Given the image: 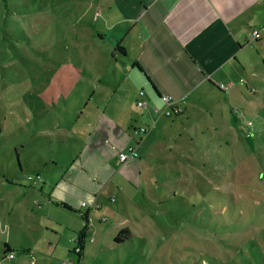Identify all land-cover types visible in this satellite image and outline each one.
I'll list each match as a JSON object with an SVG mask.
<instances>
[{
	"label": "rangeland",
	"instance_id": "obj_1",
	"mask_svg": "<svg viewBox=\"0 0 264 264\" xmlns=\"http://www.w3.org/2000/svg\"><path fill=\"white\" fill-rule=\"evenodd\" d=\"M47 1V6L56 2L61 8L73 3L77 13L71 11L72 23L68 14L62 15L54 29L45 27L42 44L36 38L35 49L47 51V58L24 48L29 64L21 61L19 67L8 68L4 83L0 77V259L3 241L8 240L17 264H264V258L254 256L251 249L256 241L264 249V183L260 181L264 178V36L242 55L244 68L232 89L210 86L203 100L188 101L184 115H163L157 121L143 184L127 183L123 192L109 186L101 196L104 209L94 211L93 217L88 214L89 232L77 254L78 243L69 239H77L83 229L85 210L66 213L72 221L66 230L35 202L48 200L54 187L42 191L44 182L64 173L52 170V157L69 161L78 152L83 138L79 134L72 142L70 125L77 117L81 118L78 129L88 124L84 100L94 80L98 83L95 76L111 80L126 61L117 62L120 34L109 21L111 2ZM43 2L23 6L41 10ZM11 41L18 44L22 39ZM79 68L88 69L90 75ZM15 71L21 78L13 76ZM77 78L84 83L76 84L72 92ZM47 79L62 82L66 90L60 86L54 90ZM94 109L90 103L88 110ZM73 170L66 180L73 178ZM63 186L78 191L61 187L53 192L73 194L87 205L90 196L96 203L95 193L70 182ZM109 193L117 200L106 199ZM125 227L136 237L115 242L114 235ZM18 239L22 246H15Z\"/></svg>",
	"mask_w": 264,
	"mask_h": 264
},
{
	"label": "crops",
	"instance_id": "obj_2",
	"mask_svg": "<svg viewBox=\"0 0 264 264\" xmlns=\"http://www.w3.org/2000/svg\"><path fill=\"white\" fill-rule=\"evenodd\" d=\"M107 4L112 17L109 21L119 28L116 49L121 60L117 62L126 63L111 80L95 76L98 83L93 79L91 89H96V94L87 96V100L82 97L89 122L84 128L70 127L72 142L77 141L79 134L83 138L78 152L69 161L52 157V170L64 173L48 178L41 189L53 186L54 191L62 187L75 194L78 190L63 186L70 182L79 190L95 193L96 203L89 196L91 205L83 206L84 200L81 204L79 197L65 196L61 190L57 194L47 193L48 200L35 202L39 210H48L50 217L64 224L66 230L69 229L65 226L72 222L67 214L85 210L82 215L93 217L94 211L104 209L101 196L109 186L116 185L118 192H123L127 183L137 187L143 184L144 162L151 157V131L155 127L152 125L163 117L155 107L162 111L167 107L163 96L173 98L182 108L180 114L174 115L181 116L188 110V101L203 100L211 92L210 86L229 91L244 68L242 55L264 36V0H107ZM255 30L262 32L259 41L254 39ZM63 89L66 90L64 86ZM139 101L148 103V108L140 107ZM90 103L94 105L93 112L88 110ZM144 126L151 127L150 134L137 132ZM157 139L161 141L159 134ZM64 145L67 144H61ZM131 149L130 159L121 162L120 155L131 154ZM72 169L73 178L68 181L66 177ZM94 183L103 187L97 190L92 186ZM111 197L117 200L114 193H109L106 199ZM121 200H125L123 196ZM74 221L80 222L78 218ZM129 229L132 237H136ZM14 244L22 246V239ZM3 245L14 251L8 240Z\"/></svg>",
	"mask_w": 264,
	"mask_h": 264
},
{
	"label": "trees",
	"instance_id": "obj_3",
	"mask_svg": "<svg viewBox=\"0 0 264 264\" xmlns=\"http://www.w3.org/2000/svg\"><path fill=\"white\" fill-rule=\"evenodd\" d=\"M24 2H27V3L31 2L34 4V6L37 4V0H0V34H1L0 35V77H1L2 83H4L3 79L6 78L5 72L8 68L19 67V63H21V61L24 62L25 64H29L27 62V59L24 56V48H27V50H30V51L34 50V52L36 50L39 56H43V57L47 56V51L45 52L38 51L34 47V44H36V42L34 41L35 40L37 41L36 38H40L39 43L42 44L41 38L44 37L42 33L45 34V27L52 26V28L54 29V25L55 24L57 25L58 21L62 19V15L67 17V14L70 17L68 18L69 21L72 23V20H71L72 12L71 11H74L75 13H77L76 6L70 2L65 4V6L61 8V7H56V2L53 3L51 7L47 6L46 4L48 3V1L44 0L43 4L40 6L41 10L39 9L32 10V7L30 6H27V5L23 6ZM61 2L65 3L66 1H61ZM60 8L62 9V11L59 10ZM52 14L60 15L61 18H53ZM41 23L43 24L42 26H41ZM71 33L74 39H78L76 38L75 33L73 32ZM58 34H55L54 38L57 39V37L59 36ZM14 36L18 37L19 39H22V41H19L18 44H15L14 42L11 41L12 38H15ZM58 40H59V37L57 39V42ZM257 41H259V39ZM22 44L23 46H21ZM7 46L9 47V49H7ZM15 49H16V52L13 51ZM80 71L81 73L88 75L86 69L82 68L80 69ZM70 75L73 76L74 74L72 73ZM13 76H19V78H21V76L18 75L16 71L13 72ZM47 81H50V80L47 79ZM76 84L78 85L81 84V81L78 78L77 80L72 81L73 87ZM51 86L53 87V89L59 86L63 88L62 82L58 81L57 83L56 80H54V84L51 82ZM13 88L18 89V87L15 85L13 86ZM74 90H75V87L71 89L72 92ZM94 94H96V89L92 88L89 97L90 98L93 97ZM79 119L80 118L77 117L75 123L70 125V127L73 130H75V125L77 121H79ZM0 129L2 131L1 127ZM149 130L150 128L148 129V132ZM73 148L74 147H71V149ZM19 166L21 169L22 168L21 164H19ZM260 181L264 183V178L260 177ZM263 193H264V189H263ZM88 217H89L88 214H83L84 227L81 231L78 232V238H79L78 245L80 248V252L83 251L84 243L86 241V235L89 232L88 228H89L90 223H89ZM132 239H133L132 232L129 228L122 229L121 231H119V233L114 238L115 242L117 243H125L126 241H131ZM259 244L260 242L258 241L257 243L256 241L255 243L251 245L252 254L256 257H261L263 259L264 249L262 250ZM11 251L12 250L10 246L6 245L3 250V258L8 252H11ZM80 252L78 253L76 251L75 253L80 254Z\"/></svg>",
	"mask_w": 264,
	"mask_h": 264
},
{
	"label": "built area",
	"instance_id": "obj_4",
	"mask_svg": "<svg viewBox=\"0 0 264 264\" xmlns=\"http://www.w3.org/2000/svg\"><path fill=\"white\" fill-rule=\"evenodd\" d=\"M98 13H100V11L98 10ZM253 36L255 40L260 39V37L262 36V32L260 30H255L253 32ZM141 95H144V91H141ZM164 101L166 102V108L165 110H161L158 107H155V111L160 114L162 113V115H166V116H172L173 114H178L182 112V108L176 104V102L173 100V98L171 96H163ZM138 105L140 107H144V108H148V103H146L145 101H139ZM152 126H156V121L154 122V124ZM151 128V127H149ZM148 127H140L137 129V132L140 134H146L148 132ZM133 154V149H131V154L129 152H123L120 155V161L121 162H127L130 159V156ZM83 206H87L86 203H83ZM89 223L91 224V217H88ZM71 242H79V238L77 237V239H71ZM76 251L79 253L80 252V248L78 245V248L76 249ZM15 259H16V254L14 251L8 252L4 258H2V260L0 261V264H15ZM67 264H74L72 262H68Z\"/></svg>",
	"mask_w": 264,
	"mask_h": 264
}]
</instances>
